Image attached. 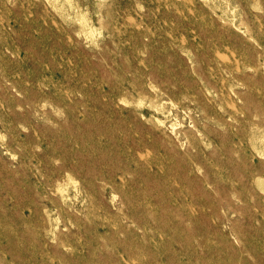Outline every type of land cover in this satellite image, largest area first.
Instances as JSON below:
<instances>
[{"label": "rangeland", "instance_id": "1", "mask_svg": "<svg viewBox=\"0 0 264 264\" xmlns=\"http://www.w3.org/2000/svg\"><path fill=\"white\" fill-rule=\"evenodd\" d=\"M0 264H264V0H0Z\"/></svg>", "mask_w": 264, "mask_h": 264}, {"label": "bare ground", "instance_id": "2", "mask_svg": "<svg viewBox=\"0 0 264 264\" xmlns=\"http://www.w3.org/2000/svg\"><path fill=\"white\" fill-rule=\"evenodd\" d=\"M99 19H100V17H99ZM93 36V35H92ZM231 117V116H230ZM233 117V116H232ZM227 120V119H226ZM223 122V121H222ZM174 128V127H173ZM188 137V136H187ZM180 143V142H179Z\"/></svg>", "mask_w": 264, "mask_h": 264}]
</instances>
